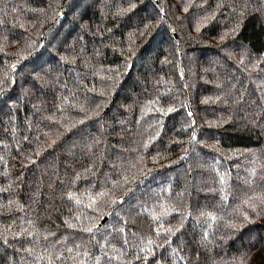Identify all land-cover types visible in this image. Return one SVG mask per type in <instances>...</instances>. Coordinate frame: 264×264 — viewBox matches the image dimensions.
<instances>
[{"label":"trees","instance_id":"trees-1","mask_svg":"<svg viewBox=\"0 0 264 264\" xmlns=\"http://www.w3.org/2000/svg\"><path fill=\"white\" fill-rule=\"evenodd\" d=\"M0 264H264V0H0Z\"/></svg>","mask_w":264,"mask_h":264},{"label":"rangeland","instance_id":"rangeland-1","mask_svg":"<svg viewBox=\"0 0 264 264\" xmlns=\"http://www.w3.org/2000/svg\"><path fill=\"white\" fill-rule=\"evenodd\" d=\"M82 3H85V2H81V1H78L77 2V5H79V8L81 7V4ZM156 44H157V41L156 42H153V44H152V47L150 48V50H149V56H150V54L154 51V49L156 48ZM206 61L208 62V66L211 68V69H215V70H217V72H223V71H225L226 70V68H225V66L224 65H222L220 62H218L217 60H216V58L215 57H213V56H210L209 54H207L206 55ZM35 67H41V64H38V65H36ZM84 148H81L80 149V151H82V152H84ZM68 156V158H69V162H71L72 163V160H71V158L69 157V154H67ZM74 163V162H73Z\"/></svg>","mask_w":264,"mask_h":264}]
</instances>
